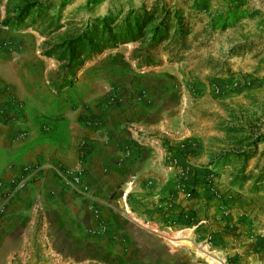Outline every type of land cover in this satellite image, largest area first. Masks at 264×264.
<instances>
[{"label": "rangeland", "instance_id": "1", "mask_svg": "<svg viewBox=\"0 0 264 264\" xmlns=\"http://www.w3.org/2000/svg\"><path fill=\"white\" fill-rule=\"evenodd\" d=\"M154 1L0 0L1 54L16 63L22 57L33 72L40 59L38 69L50 80L60 84L63 77L79 93L88 85L76 77L88 69L92 117H159L160 130L142 134L157 141L163 179L147 182L141 199L135 192L126 197L143 160L131 143L116 164L124 182L111 192L92 188V198L102 201L92 199L85 222L44 185L34 195L46 201L34 197L37 210L1 230L0 264H264V188L252 190L264 167V140L255 144L264 137V0H160L157 18L171 12L188 35L184 43L157 45L150 66L137 58L149 33L88 59L87 52L66 62L59 52L46 56L92 29L95 19ZM244 153L254 157L240 158ZM23 187L17 179L14 188ZM138 226L153 228L154 236ZM222 240L227 250L217 252Z\"/></svg>", "mask_w": 264, "mask_h": 264}, {"label": "crops", "instance_id": "2", "mask_svg": "<svg viewBox=\"0 0 264 264\" xmlns=\"http://www.w3.org/2000/svg\"><path fill=\"white\" fill-rule=\"evenodd\" d=\"M21 58L19 64L11 54L0 53V205L6 204L0 232L37 210L30 205L34 197L40 205L46 201L42 194L34 195L44 185L58 191L74 217L83 222L90 219L92 199L99 201L92 198V188L111 192L124 182L123 172L120 176L115 172L120 171L116 164L131 143L139 145L143 160L133 179V191L126 192V197L135 192L141 199L149 181L160 185L157 141L153 136L151 142L145 141L142 134L158 132L159 117H92V77H83L88 69L76 77L84 78L82 84L88 85L79 93V87L66 85L63 77L60 84L50 80L46 70L38 69L40 59L33 72ZM127 119L130 121L125 122ZM74 166L83 171L82 184L71 187L66 184L71 176L64 171ZM17 179L24 185L22 189L14 188ZM11 187L12 192L5 196ZM7 218L13 221L7 223ZM140 227L135 228L143 236H154L148 233L153 228ZM215 246L217 252L227 250L223 240Z\"/></svg>", "mask_w": 264, "mask_h": 264}, {"label": "trees", "instance_id": "3", "mask_svg": "<svg viewBox=\"0 0 264 264\" xmlns=\"http://www.w3.org/2000/svg\"><path fill=\"white\" fill-rule=\"evenodd\" d=\"M161 5L160 0L154 1L150 7L143 4L137 9H132L123 15L118 12L116 15L110 14L103 18L95 19L92 23V29L67 45H56L52 47L46 54L51 57L59 52V60L66 62L68 56L75 55L76 58L84 57L87 52L88 59L107 48H117L119 45L125 44L130 41H138L144 38L149 33L150 38L147 46L143 49L139 58L140 64L150 66L155 63V55L152 51L156 46L162 44L170 39L176 44L184 43L188 35V31L182 29L179 25L178 17L173 16L171 12H165L159 19L157 18L158 9ZM30 7L25 10V14L16 17V22L20 23L21 20L26 19L30 14ZM155 23V25L147 32L148 27ZM3 24L5 26H12L11 19H6ZM82 64L79 63L77 68ZM66 66L70 69L73 68V63L67 62ZM264 140V137H258L255 144ZM252 154V153H251ZM264 155V152L262 153ZM254 155L244 153L240 158L248 159L253 158ZM264 188V167L259 174L255 177L253 184V192H260Z\"/></svg>", "mask_w": 264, "mask_h": 264}, {"label": "built area", "instance_id": "4", "mask_svg": "<svg viewBox=\"0 0 264 264\" xmlns=\"http://www.w3.org/2000/svg\"><path fill=\"white\" fill-rule=\"evenodd\" d=\"M28 169H25L27 171ZM66 174L71 176V180L69 181L71 185H79L81 182V169L79 167H75L69 170ZM22 183V182H21Z\"/></svg>", "mask_w": 264, "mask_h": 264}]
</instances>
